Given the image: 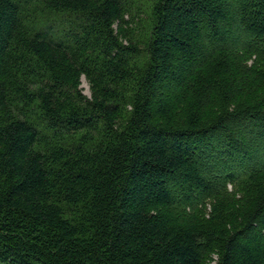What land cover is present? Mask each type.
I'll use <instances>...</instances> for the list:
<instances>
[{
    "label": "trees",
    "instance_id": "1",
    "mask_svg": "<svg viewBox=\"0 0 264 264\" xmlns=\"http://www.w3.org/2000/svg\"><path fill=\"white\" fill-rule=\"evenodd\" d=\"M150 1L0 0V264H264V0Z\"/></svg>",
    "mask_w": 264,
    "mask_h": 264
},
{
    "label": "rangeland",
    "instance_id": "2",
    "mask_svg": "<svg viewBox=\"0 0 264 264\" xmlns=\"http://www.w3.org/2000/svg\"><path fill=\"white\" fill-rule=\"evenodd\" d=\"M144 2V3H143ZM144 5L142 6L144 9L149 5V2H151L150 0H143ZM140 3V5H141ZM81 87L83 89L84 94H86L87 96H91V89H90V84L89 81L87 80V78L85 76L82 77V81H81ZM242 193H241V188L239 187L238 189H235V186L233 187V185L229 186V196L231 199L236 200V198L241 197ZM210 210V208H209ZM218 260V255L216 252L212 253L210 259L208 260V262L206 264H216Z\"/></svg>",
    "mask_w": 264,
    "mask_h": 264
}]
</instances>
